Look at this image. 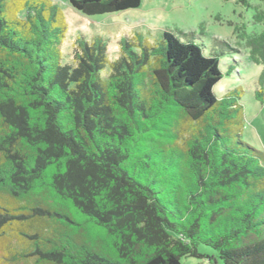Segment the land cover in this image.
Wrapping results in <instances>:
<instances>
[{
	"label": "trees",
	"instance_id": "16d2710c",
	"mask_svg": "<svg viewBox=\"0 0 264 264\" xmlns=\"http://www.w3.org/2000/svg\"><path fill=\"white\" fill-rule=\"evenodd\" d=\"M142 1L70 5L91 17ZM28 2L0 0V264H183L200 245L223 264H264V166L214 121L231 106L214 93L220 60L164 32L157 47L121 39L113 62L104 39H78L62 64V13ZM246 47L264 65V32ZM67 205L106 230L117 259L54 219L73 223ZM15 232L29 254H4Z\"/></svg>",
	"mask_w": 264,
	"mask_h": 264
},
{
	"label": "rangeland",
	"instance_id": "374dc122",
	"mask_svg": "<svg viewBox=\"0 0 264 264\" xmlns=\"http://www.w3.org/2000/svg\"><path fill=\"white\" fill-rule=\"evenodd\" d=\"M28 1V6L39 9L43 2L62 13L61 19L67 27L60 47L62 64L75 65L78 39L84 38L89 42L96 38L104 39L108 43V59L113 62L121 57V39H133L139 35L145 42L157 47L164 32L172 33L183 43L198 45L208 57L218 58L223 79L214 87V93L219 99L230 100L231 106L224 107L230 111L228 115L219 114L214 121L231 141L241 140L260 152L258 159L264 166V65L254 63L246 47L247 37L264 32V21L257 22L255 19L258 13L264 15V0H249L250 7H244L237 0H143L138 9L91 17L74 10L70 0ZM45 20L53 31V19L50 18V22ZM109 73V69H105L101 75L106 78ZM259 93L263 95L257 97ZM172 131L177 134V130ZM184 131L185 134L190 131L188 126H184ZM154 147L164 150L159 144ZM163 157L169 159L170 155L166 152ZM157 160L161 161L162 157ZM162 164L169 167L166 163ZM258 190L264 191V180ZM34 206L31 202L30 207ZM65 207L69 208L67 214L73 223L63 217L54 219L68 225V233L83 231L86 243L117 259L114 243L106 230L89 221L86 214L72 205ZM15 233L18 236L12 234L6 237L9 246L4 254L11 251L16 256L29 254L32 251L29 242ZM198 252L201 257L183 258L182 263L223 264L217 252L209 246L200 245Z\"/></svg>",
	"mask_w": 264,
	"mask_h": 264
}]
</instances>
